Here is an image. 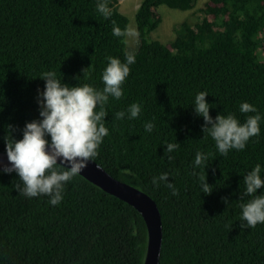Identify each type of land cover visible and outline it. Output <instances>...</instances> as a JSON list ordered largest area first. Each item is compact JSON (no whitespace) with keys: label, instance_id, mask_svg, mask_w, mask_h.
I'll return each instance as SVG.
<instances>
[{"label":"trees","instance_id":"obj_1","mask_svg":"<svg viewBox=\"0 0 264 264\" xmlns=\"http://www.w3.org/2000/svg\"><path fill=\"white\" fill-rule=\"evenodd\" d=\"M103 2L112 13L108 18L96 11L97 0H0V151L5 140L21 138L25 122L39 117L43 71H55L70 85L102 88L105 57L124 59L126 37H114L111 29L112 21L128 29L129 19L119 0ZM197 2L139 4V45L131 52L136 62L122 97H110L104 106L109 131L93 160L157 202L160 264H264V223L241 229L239 221L243 175L260 163L264 176V119L245 149L221 156L191 105L203 90L213 117L231 112L243 122L254 114L239 112L243 101L264 116V0H205L200 18L182 21L172 41L152 38L162 21L160 5L188 11ZM133 102L141 106L137 118H114ZM146 121L154 124L151 133L144 130ZM169 142L179 144L172 153L164 152ZM197 151L208 154L206 168L196 171L211 194L200 192L192 174ZM162 172L178 195L152 184ZM18 182L15 173L0 171V264H144L148 228L133 205L81 174L66 183L56 206L47 196L20 195Z\"/></svg>","mask_w":264,"mask_h":264},{"label":"clouds","instance_id":"obj_2","mask_svg":"<svg viewBox=\"0 0 264 264\" xmlns=\"http://www.w3.org/2000/svg\"><path fill=\"white\" fill-rule=\"evenodd\" d=\"M96 11L104 18L112 15L103 0H97ZM111 32L118 38L134 35L127 28L122 30L115 21H112ZM123 43L127 44L128 41L124 39ZM105 60L106 64L100 74L102 88L87 83L70 85L58 78L52 70L43 71L39 75L44 80L43 88H38L36 95L39 117L25 122L21 138L12 136L11 140H5L7 163L0 168L5 174H16L19 182L15 188L20 195L27 198L47 196L50 205H58L63 199L66 183L78 176L90 160L97 156V150L109 131L104 123L107 116L104 106L110 97L115 100L122 97V85L136 57L126 51L123 60L111 55L106 56ZM86 68L82 69L83 73ZM208 94L203 90L197 92L191 104L195 113L203 118L201 130L204 136L211 137L221 156H226L233 149H245L249 140L260 134V122L264 116L255 105L243 101L239 104V112L254 113L246 115L243 122L231 112H220L213 117L210 114L211 104L206 100ZM140 112L141 106L133 102L125 110L115 112L114 118L134 119ZM153 128L152 121L144 123L145 132L151 133ZM165 145L166 153H172L179 147L178 143L172 142ZM168 159H172V156L169 155ZM207 161L208 154L197 151L192 174L198 176L196 169L201 166L205 169ZM261 172L262 165L257 163L243 175L244 189L239 204L241 229H251L264 223V176ZM168 177V172H162L153 176L151 182L156 187L163 183L171 195H178V189ZM198 179L200 192L211 194L213 188L206 177L198 176ZM243 197L250 198L244 200ZM222 199L228 204L227 197Z\"/></svg>","mask_w":264,"mask_h":264},{"label":"water","instance_id":"obj_3","mask_svg":"<svg viewBox=\"0 0 264 264\" xmlns=\"http://www.w3.org/2000/svg\"><path fill=\"white\" fill-rule=\"evenodd\" d=\"M6 163V153L0 151V168ZM80 174L103 190L133 205L141 212L148 228V244L144 264H160L163 224L157 202L143 190L115 178L93 159Z\"/></svg>","mask_w":264,"mask_h":264},{"label":"rangeland","instance_id":"obj_4","mask_svg":"<svg viewBox=\"0 0 264 264\" xmlns=\"http://www.w3.org/2000/svg\"><path fill=\"white\" fill-rule=\"evenodd\" d=\"M142 0H120V10L127 15L129 19L128 30L134 35H128L126 37L127 50L134 52L138 49L139 39L137 33L136 23V11ZM205 0H198L195 7L188 11L180 9H174L167 5H160L157 9V13L161 17V23L159 27L151 33L152 38L158 39L163 43L172 41L176 36L177 26L184 21L187 17L194 14V18H200L201 14L199 8L202 6Z\"/></svg>","mask_w":264,"mask_h":264},{"label":"crops","instance_id":"obj_5","mask_svg":"<svg viewBox=\"0 0 264 264\" xmlns=\"http://www.w3.org/2000/svg\"><path fill=\"white\" fill-rule=\"evenodd\" d=\"M119 3H120V0H119Z\"/></svg>","mask_w":264,"mask_h":264}]
</instances>
